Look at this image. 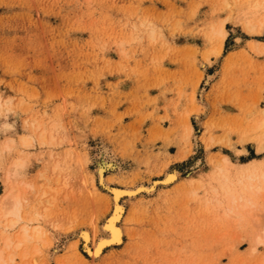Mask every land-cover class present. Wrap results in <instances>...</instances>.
<instances>
[{
    "label": "rangeland",
    "instance_id": "obj_1",
    "mask_svg": "<svg viewBox=\"0 0 264 264\" xmlns=\"http://www.w3.org/2000/svg\"><path fill=\"white\" fill-rule=\"evenodd\" d=\"M263 2L0 0V205H10V172L23 199L21 221H0L3 257L264 264V195L242 185L249 171H264V126L253 127L264 118V52L250 47L264 31L245 28L264 14ZM223 19L227 36L216 55ZM222 158L232 164L224 168ZM169 172L177 177L165 184ZM112 187L129 192L116 200L121 242L91 257L80 232L90 233L88 248L110 236L103 227ZM239 194L252 208L231 203ZM22 224L37 225L42 238L4 247Z\"/></svg>",
    "mask_w": 264,
    "mask_h": 264
},
{
    "label": "bare ground",
    "instance_id": "obj_2",
    "mask_svg": "<svg viewBox=\"0 0 264 264\" xmlns=\"http://www.w3.org/2000/svg\"><path fill=\"white\" fill-rule=\"evenodd\" d=\"M256 1V0H255ZM262 2H263V0H262ZM264 3V2H263ZM257 6V5H259L258 4V2H255V4L253 5V6ZM264 5V4H263ZM253 6H251V7H253ZM263 7V6H262ZM261 6H260V8H262ZM255 8V7H254ZM264 14H262V16H261V18L260 19H256L257 21L256 22H251V20H248V18L245 20V28L248 30L247 32H248V34H252V35H260L263 31H264V16H263ZM249 17V16H248ZM225 20H226V18H225ZM224 19H223V21L222 22H220V24L218 25V27L216 28V30L214 31V33L216 34L215 35V38L217 39V41H218V43H219V46H218V48L217 49H215V47L214 48H212L211 50H213L214 49V52L213 53H215L216 55H219L220 53H221V50H222V46H223V43H224V40H225V38H226V36H227V31H226V29H225V23L226 22H224L225 21ZM227 21V20H226ZM211 34H213L212 32H211ZM251 35V36H252ZM216 41V42H217ZM250 43H252V45H250V47L252 48H254L255 50H257L258 52L257 53H259V51H261V52H264V41H258V40H252V41H250ZM260 52V53H261ZM208 54H209V52H207ZM210 53H211V51H210ZM212 53V54H213ZM206 54V53H205ZM208 54H206V55H204L205 57H203V58H207L208 59V57H206ZM214 54V55H215ZM209 56V55H208ZM206 59V61L208 62V60ZM207 81V80H206ZM192 96H194L193 94H191ZM192 96L190 97L191 98V101H193V99H192ZM5 100H7V99H5ZM10 101V100H9ZM197 109H195L194 108V106H193V110L195 109V110H198L199 111V107H196ZM5 110V109H4ZM260 111H262V110H260ZM264 112V111H263ZM262 112V113H263ZM186 114V113H185ZM260 116L262 117V114H260ZM187 119V118H186ZM259 119V118H258ZM29 121V120H28ZM257 121V120H256ZM36 122V121H35ZM254 122V121H253ZM186 123H187V126H186ZM256 123V122H255ZM185 126H186V128H188L187 130H189L190 132H191V129H192V126H191V123H189V121H188V119L186 120V122H185ZM255 126H257V129L258 128H260V127H262V126H264V118H260V120H258V122H257V124H255L253 127H255ZM36 127V126H35ZM37 127H39V125L37 126ZM2 128V127H1ZM252 127H250V129H251ZM256 129V128H255ZM262 129V128H261ZM3 130H4V128H3ZM260 131V130H259ZM41 132H42V130H41ZM188 132V131H187ZM190 132L188 133V135L190 134ZM262 132H264V128H263V130H261V133ZM43 133V132H42ZM39 134H41V133H39ZM44 135V134H43ZM43 135H40L39 137H41V136H43ZM261 135V134H260ZM42 138H44V136L42 137ZM41 138V139H42ZM15 139V138H14ZM20 140H21V142H22V145H25V146H30V145H32V139H31V137L30 136H27V135H21L20 136V138H19ZM44 140H45V138H44ZM6 141V142H5ZM5 148H7L8 147V149L13 145V141H15V140H13V138H11V137H8L7 139H5ZM43 142V141H42ZM44 143V142H43ZM262 144H264V137H261V140H260V146L262 145ZM20 158V157H19ZM221 159V158H220ZM219 159V160H220ZM221 161V160H220ZM257 162V161H256ZM259 162V161H258ZM222 163H223V166H224V164L227 166V165H230V164H232V162L229 160V158H222ZM247 163H250V162H247ZM18 164V162L16 163L15 162V166H18L17 165ZM103 164V163H102ZM238 164V163H237ZM253 164V163H252ZM13 165V164H12ZM243 164H241L240 166H242ZM105 166H108V165H105ZM246 166V165H245ZM229 167V166H228ZM251 167V166H250ZM103 166L102 165H99V168H98V170H97V173H98V176H99V180L101 181V180H103ZM224 168H225V166H224ZM258 167H256V169H257ZM18 176V175H17ZM244 176V175H243ZM242 176V177H243ZM176 177H177V175H176V173L175 172H169V173H166V175H165V177H164V179H163V182L165 183V184H168V183H170V182H172V181H174L175 179H176ZM5 178V177H4ZM18 179H20V178H17L16 177V175H15V173H13V172H10L9 173V180H10V182H11V184L9 185V187H8V194H7V199H10V200H7V201H9V206H6V204H1L0 205V221H1V219L5 216L6 217V215H13V216H15V220H10V218H9V221H11V224L12 225H14L16 222H18V221H21V212H20V210H21V206H22V197H21V193H20V190H19V187H20V180H18ZM244 179H245V181L243 182L244 184H242L243 185V188H245L246 190H248V191H252L251 193H253L254 192V194L256 195L257 193H258V195L259 194H263L264 195V171H261V172H257V171H249L246 175H245V177H244ZM6 181V180H5ZM57 181H58V179H57ZM155 183H157V182H155ZM27 185V184H26ZM22 186V185H21ZM140 187H143V186H140ZM136 188V189H138V190H140L141 188ZM149 187V186H148ZM150 188V187H149ZM148 188V189H149ZM152 188V187H151ZM22 189V188H21ZM53 189V188H52ZM135 189V190H136ZM147 189V188H146ZM111 192H112V194H114L113 196H112V198H113V200H114V205H113V211H112V214L107 218V220L105 221V223H104V227H103V229L105 230V231H109L108 233H110V236L109 237H104V238H100V239H98L95 243H94V245H93V247L92 248H88V242L90 241V233L87 231V230H83V231H81L80 232V237H81V239L85 242V249L87 250V252H88V255H90L91 257H97L100 253H101V251L103 250V248L105 247V246H108V245H111L112 243H117V244H119L120 242H121V237H122V231H121V229H120V227L117 225V222L120 220V218H121V216H122V213H123V207L120 205V203H119V201L118 202H116V200L120 197V196H123V195H125L128 191V188H121V187H112L111 189ZM132 190V189H131ZM240 190V189H239ZM51 191V190H50ZM56 191V190H55ZM247 191V192H248ZM23 192V191H22ZM131 192H133V191H131ZM135 192V191H134ZM240 191H238V193H239ZM129 193V192H128ZM137 193V192H136ZM135 193V194H136ZM242 193V192H241ZM235 195V194H234ZM234 195H232V197H231V200L230 201H232L231 203H235V202H237L238 200H240L241 199V205L239 204L238 205V207H240L241 206V208L243 207H246V206H248V208H252V206H253V201H252V199L251 198H249V197H246V198H244V196H242L241 194H239V198H238V196L236 197V196H234ZM253 195V194H252ZM248 196V195H247ZM4 198V197H3ZM238 199V200H237ZM28 200V199H27ZM4 201H6L5 200V198H4ZM1 202V201H0ZM236 204V203H235ZM243 204V205H242ZM232 205V204H231ZM229 208V207H228ZM227 208V209H228ZM236 208V207H235ZM247 208V209H248ZM47 209V208H46ZM245 210V209H244ZM226 213H229L230 212V214H234L235 213V211L233 212L232 211V208L230 209H228V211H225ZM232 212V213H231ZM26 214V213H25ZM33 214V213H32ZM34 215H35V213H34ZM33 215V216H34ZM3 216V217H2ZM11 217V216H10ZM37 217V216H36ZM39 217V216H38ZM33 218V217H32ZM30 219V218H29ZM38 219V218H37ZM5 221V220H4ZM3 221V222H4ZM7 221V220H6ZM22 221H24V220H22ZM26 223V222H25ZM9 224V223H8ZM7 224V225H8ZM10 225V224H9ZM29 225V224H28ZM2 226V225H1ZM10 227V226H9ZM5 229V228H4ZM10 228H8V232L10 231L9 230ZM12 229V228H11ZM21 229V231H20V234L18 235V233H17V235L16 234H14V236H13V234H12V236H10V235H6V236H4V239H3V245H4V247H6V248H10V247H12V246H14L15 248H18V246H19V244H20V242L23 240V242H24V240H27L29 237L30 238H33L34 240L33 241H35L36 240V244H37V241L40 239V238H42L41 236H42V234H43V232L41 231V229L37 226V225H34L33 227H31V230L27 227V224H22L21 225V227L19 228V230ZM18 230V231H19ZM3 232H4V230H3ZM6 232V231H5ZM5 232H4V234H5ZM8 234V233H7ZM16 235V236H15ZM15 239H17V241L15 242ZM21 239V241H19ZM260 238H258V240H259ZM257 240V239H256ZM257 240V241H258ZM41 241V240H40ZM43 241H44V239H43ZM261 242H262V240H261ZM26 243V242H25ZM2 245V246H3ZM35 246V242H34V245H33V247ZM37 246V245H36ZM36 246H35V248H36ZM75 246V245H74ZM90 247V246H89ZM13 248V247H12ZM38 248V247H37ZM8 251V250H7ZM14 251V250H13ZM13 251H12V253H13ZM27 251V250H26ZM10 252V251H9ZM6 254H8V253H6ZM13 255L14 254H10V256H8V258L7 259H5L4 257H3V249L2 248H0V264H11V262H13V260H14V257H13ZM24 256H27V253L24 251Z\"/></svg>",
    "mask_w": 264,
    "mask_h": 264
}]
</instances>
